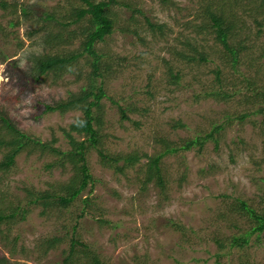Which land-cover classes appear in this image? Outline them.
<instances>
[{
	"label": "rangeland",
	"instance_id": "rangeland-1",
	"mask_svg": "<svg viewBox=\"0 0 264 264\" xmlns=\"http://www.w3.org/2000/svg\"><path fill=\"white\" fill-rule=\"evenodd\" d=\"M6 1L28 5L35 16L45 10L58 15L69 3H78ZM131 1L152 22L164 24L163 35L152 36L142 16L136 15V24L127 19L130 11L111 5L114 31L95 46L105 54L104 64L110 66L100 77L105 96L100 101L102 144L97 148L103 153L94 147L86 151L92 180L81 194L88 196L97 210L77 218V237L88 242L104 264H264V229L250 234L241 248L229 245L231 236L243 234L252 224L238 211L237 200L260 210L264 198V3ZM205 4L234 20L235 38L243 46L236 68L209 29L193 30L195 24L204 22L201 7ZM10 10L0 8V26L8 27L9 19L20 23L6 28L12 32L7 36L0 35V50L7 55L0 58V107L21 130L41 141L54 136L58 139L55 145L65 149L59 128L66 127L79 112H44L43 103L64 98L67 90H76L80 82L66 73L57 82L47 77L35 83L26 71L31 54L68 52L76 49L80 40L50 46L43 41L44 30L26 34L45 21V16L24 18ZM133 24L145 43L118 30ZM45 28L58 31L51 20ZM74 28L75 24L66 27ZM188 36L207 60L187 61L173 53L181 49L178 40ZM167 66L178 74L177 82ZM223 92L228 95L224 97ZM111 100L126 108L137 106L139 112L129 111L128 118H122ZM177 122L183 126H174ZM209 132L212 137L201 146L195 144L161 158L163 191L153 182L142 183L145 157L131 166L110 158L134 151L154 155L163 149L160 138L178 146ZM52 159L51 154L19 153L10 171L0 173V193L24 204V186L40 191L66 180L68 167H47ZM79 201L76 198L71 208L80 206ZM26 207L24 219L0 222V256L21 264H60L67 242L45 256L37 244L60 228L65 212L52 207L42 214L41 204Z\"/></svg>",
	"mask_w": 264,
	"mask_h": 264
},
{
	"label": "trees",
	"instance_id": "trees-1",
	"mask_svg": "<svg viewBox=\"0 0 264 264\" xmlns=\"http://www.w3.org/2000/svg\"><path fill=\"white\" fill-rule=\"evenodd\" d=\"M163 3H168L169 0H160ZM264 3V0H261ZM119 4L130 11L128 20L137 21L136 15L143 17L147 29L152 36L163 35L162 29L164 24L152 22L143 11L138 8L131 0H78V3H69L68 6L60 14L43 11L39 16L33 14V10L28 5L18 4L16 2H7L0 0V8H10L11 12H18L24 18L37 17L39 20L45 16L39 26L27 30V36H31L40 30H44V43L52 45L68 44L72 39L78 38L79 45L76 49L68 52H41L38 54H31L29 56L30 63L27 68V75L35 83L44 81L47 77L52 82H57L66 73L74 75V82H80L77 89L67 90L66 96L54 100L53 102L43 103L44 112H59L63 114L67 111H77L79 114L75 115L73 120L69 122L66 127H60L63 139L66 142V148L62 149L56 146L57 138L52 136L48 141H41L40 139L31 136L25 131L21 130L8 117L3 108L0 107V173L4 175L11 169L14 157L21 152L26 155L38 152L40 154H51L52 161L46 164L47 167H60L65 169L68 167L69 176L66 180L50 184L48 189L35 191L32 188L23 187L25 195V205L21 203L18 198H12L5 193H0V222L7 220L24 219L27 213V205L41 204V213H46L47 209L56 207L58 211L65 212L62 215V223L60 228L55 230L50 235L43 236L38 240L37 248L41 250L42 256L58 247L63 242H67V248L61 250L60 264H104L99 255L92 250L90 244L77 237V218L86 213H93L92 209L97 208L91 204L88 196L81 197L83 190L92 180L85 161L86 151L94 147L98 149L99 153H103L100 147L101 142V98L105 96L103 89V81L100 80L103 72L110 66L104 64V53L98 52L95 48L96 44L105 40L114 31L115 18L111 9V5ZM203 9L202 15L204 22L195 24L193 30L195 32L209 29L214 34V38L221 46L224 55L229 58L228 61L233 68L240 61V54L243 46L235 36L234 20L226 17L222 10H215L210 4H205L201 7ZM48 20H51L55 26H58V31H51L46 27ZM20 23L18 20L13 21L9 19L7 26H0V35L7 36L10 28ZM76 25V28L68 30L66 27ZM137 24V23H136ZM136 24L133 26H120L118 30L136 35L141 43H145V39L138 33ZM12 33V32H11ZM1 37V36H0ZM16 39V36L14 37ZM194 38L183 37L178 40L181 44L180 50H173V53L179 59L187 61H205L207 56L201 50H198L194 45ZM240 40V39H239ZM20 45V43H17ZM2 56V57H1ZM107 56V55H106ZM7 55H3L0 50V58L5 59ZM166 62V61H165ZM168 74L177 82L179 76L172 72V67L167 66ZM216 74L219 71L215 70ZM214 94H221L214 92ZM226 97L228 94L223 92ZM118 107L120 116L128 118L127 112H139L137 106L129 108L123 107L117 101L111 100ZM138 110V111H137ZM183 126L181 122L175 123L174 126ZM219 128L217 126L214 129ZM214 131V130H212ZM212 137V132L206 133L203 137H194L183 140V144L178 146L172 145L170 141L160 138L159 141L163 145V149L154 155H147L146 153L129 152L123 154H115L110 158L114 163L122 162L123 165H134L140 158L145 157L147 162L143 172L142 183L153 182L161 191L165 188V178L160 167L161 158L167 154L178 150H187L193 145H202L205 139ZM121 165V164H120ZM122 165V166H123ZM80 199V206L71 208V203L76 199ZM262 200L261 209L257 210L248 205L244 200H237L238 211H243L245 215L251 220L252 224L248 231L243 234L233 235L230 237L229 245L241 248L248 243V236L252 233H259L264 229V198ZM16 220V221H18ZM15 247L12 246L10 250L11 255ZM0 264H21L20 262L11 261L8 257L0 256ZM253 264V263H252Z\"/></svg>",
	"mask_w": 264,
	"mask_h": 264
}]
</instances>
